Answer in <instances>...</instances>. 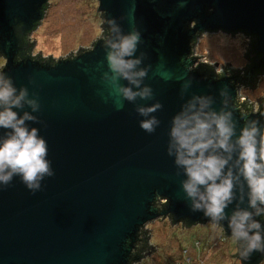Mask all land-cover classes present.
Here are the masks:
<instances>
[{
    "label": "water",
    "instance_id": "water-1",
    "mask_svg": "<svg viewBox=\"0 0 264 264\" xmlns=\"http://www.w3.org/2000/svg\"><path fill=\"white\" fill-rule=\"evenodd\" d=\"M98 2L102 31L107 32L90 48L52 63L19 59L30 44L21 45L17 35L40 27L49 0H0L2 70L38 100L39 111L32 114L39 122L27 123L47 141L54 171L35 193L18 177L0 190V264H130L139 259L134 253L139 232L151 221L169 217L172 222L213 223L202 212L190 211L181 191L185 177L165 151L170 119L193 94L210 95L215 110L228 99L225 110L232 111L236 135L245 122L264 119V106L247 112L237 104L238 86L249 83L251 70L245 78L217 76L192 54L198 33L239 31L253 37L252 52L258 56L252 69H264V0ZM113 18L124 33L140 32L136 56L141 58L139 67L147 69L143 84L153 91L148 100L122 101L119 111L118 98L103 79L105 73L111 75L104 40ZM185 83L189 87L182 90ZM221 89L227 97L220 95ZM157 101L162 107L152 115L160 125L148 134L139 128L142 117L135 109ZM17 111L31 110L25 105ZM158 200L165 202L159 206ZM237 203L252 211L245 195L243 202L234 199L228 205L226 215ZM256 219L264 225L261 214ZM221 224L230 235L227 220ZM237 249L241 264H258L264 258V251L253 250L244 260L243 249Z\"/></svg>",
    "mask_w": 264,
    "mask_h": 264
},
{
    "label": "clouds",
    "instance_id": "clouds-1",
    "mask_svg": "<svg viewBox=\"0 0 264 264\" xmlns=\"http://www.w3.org/2000/svg\"><path fill=\"white\" fill-rule=\"evenodd\" d=\"M108 23L110 33L104 45L111 75L105 73L103 79L108 82L111 94L118 98L115 108L119 111L122 101L148 100L153 91L143 84L147 69L139 67L141 58L136 56L140 32L132 29L124 33L114 18ZM120 80L127 84H120ZM187 87L188 83L183 84L182 90ZM220 95L227 97L226 89H221ZM229 103L228 99H222L221 109L215 110L210 95H191L170 119L165 151L185 177L180 188L189 201L190 211L202 212L213 222V227L223 226L221 222L227 220L230 235L243 249L241 258L246 260L253 250L264 251V225L256 219L264 213V119L245 122L236 135L232 111L225 110ZM25 105L31 111H17ZM161 107L158 101L138 105L135 111L142 117L139 128L148 134L155 132L160 121L152 114ZM39 108L38 100L29 97L28 89L23 85L17 88L0 66V130H3L0 190L10 185L13 177H18L27 190L35 193L41 190L46 177L54 175L47 158V141L38 128L27 123L39 122L32 114ZM245 195L252 211L240 208L237 203L231 215H226L228 205L234 199L243 202Z\"/></svg>",
    "mask_w": 264,
    "mask_h": 264
},
{
    "label": "rangeland",
    "instance_id": "rangeland-1",
    "mask_svg": "<svg viewBox=\"0 0 264 264\" xmlns=\"http://www.w3.org/2000/svg\"><path fill=\"white\" fill-rule=\"evenodd\" d=\"M98 4V0H49L50 8H45L40 27L28 36L29 41H33L32 54H40L44 58L53 55L55 60L90 48L102 36L103 17L97 10ZM249 46L250 42L243 34L205 32L198 38L194 53L207 64L218 63L215 71L221 73L222 67L227 69L228 65L236 70L243 69ZM4 63L5 58L0 56V66L3 67ZM256 85L238 89V95L246 97L255 107L264 97V75ZM146 227L156 249L143 264L172 262L183 254V248L188 249L186 256L193 258L195 250L190 246L194 239L201 240L202 244L207 242L200 254L203 264H241L235 256L237 246L233 237L219 241L222 236L219 226L213 227L208 223L185 226L171 223L169 217H162L146 224Z\"/></svg>",
    "mask_w": 264,
    "mask_h": 264
},
{
    "label": "trees",
    "instance_id": "trees-1",
    "mask_svg": "<svg viewBox=\"0 0 264 264\" xmlns=\"http://www.w3.org/2000/svg\"><path fill=\"white\" fill-rule=\"evenodd\" d=\"M46 7V6H45ZM44 10H45V8H44ZM18 29L20 28V26H18L17 27ZM33 31V30H32ZM107 31L106 30H103L102 31V35L104 34V33H106ZM203 33V32H202ZM29 34L30 33H22L21 31H18V33H17V35L19 36V39H20V43H21V45H26V44H30V47H29V49H27L26 51H21L20 52V54H19V59L20 58H24V57H31V58H33V59H38V60H48V61H50V62H52V63H54L55 62V60L54 59H52V58H44V57H42L40 54H36V55H33L32 54V49H33V43H31L30 41H29V39H28V36H29ZM200 35H201V33H198L197 34V36H196V38H195V40L192 42V47H194L195 46V44H196V42H197V40H198V38L200 37ZM249 49H251L250 51H252V48L250 47ZM249 49H248V51H249ZM80 51H83V50H80ZM247 51V52H248ZM1 56V55H0ZM256 56H258V55H256ZM201 65L202 66H204V67H206L207 69H208V71L210 72V73H214V74H216L217 76H220L222 73H224L223 72V69H222V72L221 73H217L216 71H215V67H214V65H212V64H207V63H201ZM252 66H254V64L253 63H251V67ZM228 69V68H227ZM252 69V68H251ZM251 69H249V70H251ZM226 70V69H225ZM236 72H239L240 70H236V69H234ZM252 72H253V74H252V76L250 77V79H252L253 81H254V85H240V86H238V89L240 88V87H243V86H245V87H251V88H253V87H255V86H257L256 84L258 83V81H259V78L261 77V76H263L264 75V69L263 68H261V69H257V68H255V69H252L251 70ZM220 74V75H219ZM236 75H238V74H236ZM260 76V77H259ZM244 78H245V76H244ZM249 80V79H248ZM237 104L239 105V107H240V110L241 111H247V112H251V111H255L254 110V108H255V105L252 103V102H250L249 100H245V99H241V96L240 95H238V98H237ZM261 106H264V97L263 98H261L260 100H259V103H258V105H257V110L261 107ZM162 200H158L157 201V205H162V202H161ZM165 202V201H164ZM261 218H263V216H262V214H261ZM264 219V218H263ZM170 222L171 223H173V224H176V223H181V224H183V225H185V226H191V225H194V224H192V223H188V222H183V221H179V222H172L171 220H170ZM205 223V222H204ZM208 224H213V223H209V222H207ZM197 224H201L200 222L199 223H197ZM218 226V225H217ZM220 228H221V233H222V238H224V240L226 239V241H227V239L228 238H230V237H232L231 235H226L225 233H224V230H223V228L221 227V226H219ZM221 237L219 238V241L221 240ZM138 238H139V242H138V245H137V248L135 249V251H134V253L136 254V255H138L139 256V259L137 260V261H132L130 264H143L144 262H146L147 261V259H148V256L152 253V251H154V249H156L154 246H153V244H151V240H150V238H151V234H150V231L147 229V227L145 226V227H143L141 230H140V232H139V235H138ZM205 245H207V242H205ZM238 250V249H237ZM235 256H236V253H235ZM183 263V264H187L186 263V261H185V259H183L182 258V256L180 255V257L179 258H176L174 261H169V260H165V264H176V263Z\"/></svg>",
    "mask_w": 264,
    "mask_h": 264
},
{
    "label": "flooded vegetation",
    "instance_id": "flooded-vegetation-1",
    "mask_svg": "<svg viewBox=\"0 0 264 264\" xmlns=\"http://www.w3.org/2000/svg\"><path fill=\"white\" fill-rule=\"evenodd\" d=\"M34 30V29H33ZM214 32H220V31H214ZM223 32V31H222ZM203 33H205V32H203ZM202 34V33H201ZM227 34H233V35H236V34H243L242 32H239V31H236V32H232V33H227ZM244 35V34H243ZM244 36H246L247 38H248V41L250 42V46L249 47H251V41H252V36H250V35H244ZM98 40V39H97ZM96 40V41H97ZM95 41V42H96ZM94 42V43H95ZM93 43V44H94ZM92 44V45H93ZM85 50V49H84ZM251 49H249V51L247 52V55H246V60H247V63H246V65H245V67L243 68V69H241L239 72H236L235 70H234V68H232V67H230L229 65L227 66V68L228 69H226V67L225 66H223L222 67V69H223V72H224V74H238V76L239 77H243L248 71H249V69H251L252 67H251V63H252V59L254 58V57H256V55H254V53L252 52V51H250ZM80 50H78L77 52H79ZM197 59H198V61L200 62V63H202V59L201 58H199V57H196ZM226 69V70H225ZM252 70V69H251ZM249 81V83H247L246 85L248 86V85H250V82H251V80L249 79L248 80ZM254 83V82H253ZM262 216H263V218H264V213H262ZM238 244H237V242H236V246H237ZM237 251V250H236ZM258 264H264V258L261 260V261H259V263Z\"/></svg>",
    "mask_w": 264,
    "mask_h": 264
},
{
    "label": "built area",
    "instance_id": "built-area-1",
    "mask_svg": "<svg viewBox=\"0 0 264 264\" xmlns=\"http://www.w3.org/2000/svg\"><path fill=\"white\" fill-rule=\"evenodd\" d=\"M193 55L196 56V54L194 52H193ZM201 61H202V63H205L203 59ZM241 99L242 100L243 99L248 100L246 97H243V96H241ZM254 110L256 111L257 110V107H255ZM164 201L165 200H162L161 202H164ZM223 240H224V238L221 237L220 242H222ZM200 241L201 240L194 239L193 242H192V244H191V246H190V248H192L193 250H195V254L193 255V258L192 257H189V256H186V255L189 254L187 248H183L182 249V253L183 254H181V256H182L183 259H185V261H186L187 264H203V262L200 259V254L204 250L205 244H202ZM176 264H183V263L182 262L181 263H178L177 262Z\"/></svg>",
    "mask_w": 264,
    "mask_h": 264
}]
</instances>
